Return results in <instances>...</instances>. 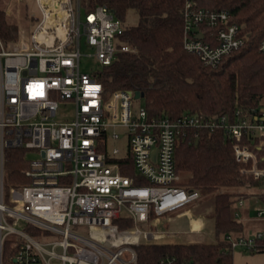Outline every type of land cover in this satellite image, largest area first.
I'll list each match as a JSON object with an SVG mask.
<instances>
[{"label":"built area","instance_id":"1","mask_svg":"<svg viewBox=\"0 0 264 264\" xmlns=\"http://www.w3.org/2000/svg\"><path fill=\"white\" fill-rule=\"evenodd\" d=\"M35 2L39 14L32 15L36 24L25 43L9 50L0 38V264L7 242L15 264H137L135 246L142 241H173L178 233L161 230L162 217L201 198L179 184L175 154L186 127L248 139L235 146V158L242 173L264 179L263 108L237 110L233 117H151L136 92L107 93L98 79L118 52L136 51L121 41L124 24L107 5L86 11L81 0ZM183 15L184 47L207 66L217 67L246 43L227 10L187 0ZM83 55L93 56L98 68L83 71ZM61 106L73 112L58 119ZM121 131L128 136L124 154L109 147ZM10 148L26 150L29 182L7 189ZM255 149L262 150L260 158ZM29 151L39 157L30 158ZM131 166L134 173L122 172ZM256 211L264 223V207ZM120 220L132 226L123 228ZM226 239L234 250L258 251L264 249V227Z\"/></svg>","mask_w":264,"mask_h":264},{"label":"trees","instance_id":"2","mask_svg":"<svg viewBox=\"0 0 264 264\" xmlns=\"http://www.w3.org/2000/svg\"><path fill=\"white\" fill-rule=\"evenodd\" d=\"M186 1L81 0L86 11L107 5L124 24L121 41L136 49L118 52L114 61L100 70L98 79L104 90L143 93L151 117L173 119L188 113L233 117L237 110L243 114L251 109L260 111L264 102V50L260 49L264 41V0H192L199 8L229 11L231 20L247 36L245 45L217 67L205 65L184 47ZM130 12L136 13L138 20L127 24ZM8 14L0 5V38L14 44L20 38V28ZM247 141L237 140L221 129H182L175 154L179 184L199 191L201 197L215 193L214 210L209 216L215 241H142L135 246L137 264H234L235 250L226 236H244L246 223L238 217L239 201L250 197L264 201V179L242 173L244 165L235 158V146ZM255 150L260 158L262 150ZM126 163L130 161L126 159ZM259 165L264 166V161L260 160ZM28 167L25 149L7 150V189L29 182ZM132 169L122 168V172L132 174ZM120 223L123 228L132 226L130 222ZM12 248L7 242L4 264H15Z\"/></svg>","mask_w":264,"mask_h":264},{"label":"rangeland","instance_id":"3","mask_svg":"<svg viewBox=\"0 0 264 264\" xmlns=\"http://www.w3.org/2000/svg\"><path fill=\"white\" fill-rule=\"evenodd\" d=\"M2 8H5L7 10H10V14L9 15V20H15L18 21L24 25H28L29 30H33L36 22H34L31 18L33 14H39L38 9H37V5L35 0H1L0 3ZM138 17L137 14L134 12H130L128 17H127V24H131V23H135L137 22ZM15 44H8L7 47L9 50H13L15 49ZM83 52L89 54L91 53V50L88 49L87 47L83 46ZM81 68L83 71L85 72H91L93 70H96L98 68V63L96 61V59L93 56H89V55H83L81 57ZM138 104H142L144 105L143 100H138L137 101ZM264 109V102L261 106ZM73 112L72 107L70 106H61L60 108V112L58 115V119H64V116H68ZM109 147L112 149L113 147H118L121 151V154H124L127 152L128 150V136L124 131L120 132V138L116 141L112 140L110 142ZM28 156L32 159L38 158L39 157V153L37 151H29L28 152ZM254 198V202L255 203H250L251 208H252V212L250 214V216L255 217L254 220H249V222H246V229L244 231V235L245 236H252L254 234H256L257 230H261L264 227V223L261 219H259L257 217V211L254 210V206L258 207V208H263L264 207V202L262 200H260L257 197H250V199ZM214 201H215V193H211L205 196H202L200 199L190 202L187 205H185L184 207L178 209L177 211H182L185 210L187 208H190L193 211H200L201 215H203L207 221V239L206 241L208 242H213L215 241V231H214V226H213V220L211 217V213L214 210ZM240 208H242L240 206ZM173 212H170L166 215H164L162 217V221L163 223L166 222V219L168 217V215H171ZM192 213V212H191ZM190 213V214H191ZM251 222H255L252 223ZM179 223L182 224L183 226H185L186 223V228H188L187 225V220L186 218L180 219ZM159 228L161 230H167V229H175L176 226L174 224H160ZM193 233H196V231H193ZM189 235H191V238H196L195 234H191L189 233ZM175 241H182L184 240L182 237L180 236H174L172 237ZM235 253L238 252H242V253H248V254H262L264 255V252H251L249 250H246L245 247L239 246L235 249L234 251ZM245 262V261H244ZM242 264H244L242 262ZM250 264H260L258 262H250Z\"/></svg>","mask_w":264,"mask_h":264},{"label":"crops","instance_id":"4","mask_svg":"<svg viewBox=\"0 0 264 264\" xmlns=\"http://www.w3.org/2000/svg\"><path fill=\"white\" fill-rule=\"evenodd\" d=\"M11 22L18 24V26L20 28L19 40H22L21 44H24L25 41L27 40V38L30 36L31 30H29V27L27 24L24 25V24H22L18 21H15V20H12ZM16 43H14V44H16ZM249 202L255 203L254 198L244 199L243 204H238V214H239L238 217L241 218L243 221H245V223L247 221L249 222V220H254V218H255V217L250 216V214L253 210H252ZM240 206L242 208H240ZM256 208H258V207L254 206V210H256ZM183 218H186L188 228H186V223H185V226H183L182 224L179 223V220L183 219ZM196 221L200 222L199 227L195 226ZM252 223H255V222H251V224ZM162 224L163 225L174 224L176 226L175 229H167V230L177 232L178 233L177 236H180L179 232H182L183 234H185V236L189 240H187V241L185 239L182 240L184 242H204L207 239V235H208L207 225L208 224H207L205 217L203 215H201L200 211H198V212L193 211L190 208H187V209L182 210V211L175 210V211H173V213L171 215H168L166 222L165 223L162 222ZM193 231H196V233H193ZM257 231H259V230H257ZM189 233L195 234L196 238L195 239L191 238V235H189ZM180 237H182V236H180ZM170 240L175 241L173 238H171ZM242 262L244 264H250V262H258L260 264H264V255H262V254L256 255V254H248V253L244 254L242 252H238V253L234 252V264H242Z\"/></svg>","mask_w":264,"mask_h":264},{"label":"water","instance_id":"5","mask_svg":"<svg viewBox=\"0 0 264 264\" xmlns=\"http://www.w3.org/2000/svg\"><path fill=\"white\" fill-rule=\"evenodd\" d=\"M200 37H202L201 35H200ZM144 95H143V93H140V92H136L135 93V98L136 99H139V98H141V97H143Z\"/></svg>","mask_w":264,"mask_h":264},{"label":"bare ground","instance_id":"6","mask_svg":"<svg viewBox=\"0 0 264 264\" xmlns=\"http://www.w3.org/2000/svg\"><path fill=\"white\" fill-rule=\"evenodd\" d=\"M195 223H196L195 226H198V227L200 226V222L196 221Z\"/></svg>","mask_w":264,"mask_h":264}]
</instances>
